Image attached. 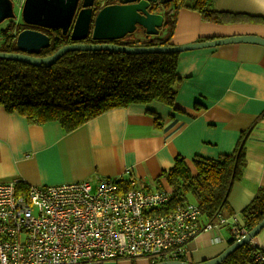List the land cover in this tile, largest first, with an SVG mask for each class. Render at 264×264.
I'll return each instance as SVG.
<instances>
[{"label": "crops", "instance_id": "crops-1", "mask_svg": "<svg viewBox=\"0 0 264 264\" xmlns=\"http://www.w3.org/2000/svg\"><path fill=\"white\" fill-rule=\"evenodd\" d=\"M209 8L246 20L208 23L198 12L179 7L170 45L264 38V0H209ZM176 74L175 108L151 103L114 109L70 133L54 123L30 124L0 107V182L96 184L125 178L128 170L139 184L154 189V180L176 157L190 166L196 156L230 155L242 142L244 168L224 211L240 214L264 190V47L236 43L185 51L178 54ZM224 238L222 229L201 233L186 246L188 261L217 256L227 246Z\"/></svg>", "mask_w": 264, "mask_h": 264}, {"label": "trees", "instance_id": "trees-1", "mask_svg": "<svg viewBox=\"0 0 264 264\" xmlns=\"http://www.w3.org/2000/svg\"><path fill=\"white\" fill-rule=\"evenodd\" d=\"M166 6L169 9L163 16V36H147L143 29H138L144 41L139 42L129 35L123 44L128 47L170 45L175 24L174 11L179 7L198 12L202 21L208 23L246 20L239 14L210 9L209 0H194L190 5L185 4V0H175ZM25 29L37 30L49 37V47L42 49L38 57L50 56L60 47L70 44L69 37L58 30L24 24L19 27L16 21H11L7 31L1 34L0 52L17 53L16 36ZM177 58V53L73 51L49 66L0 59V107L9 114L25 118L30 124H57L65 133L110 110L131 105L160 103L175 108L176 87L180 81L176 74ZM154 121L159 125L157 116H154ZM244 164L242 142L230 155L215 159L196 156L190 166L183 158L176 157L173 166L158 175L153 186L171 191L165 210L189 202L191 197L201 211V222H210L217 214H233L224 211L228 208L231 187L240 180ZM139 186L145 190L153 189L147 185ZM240 217L246 230L264 218V190L254 195L240 211ZM230 244L232 242H228ZM252 250V245H244L220 264H247Z\"/></svg>", "mask_w": 264, "mask_h": 264}, {"label": "built area", "instance_id": "built-area-1", "mask_svg": "<svg viewBox=\"0 0 264 264\" xmlns=\"http://www.w3.org/2000/svg\"><path fill=\"white\" fill-rule=\"evenodd\" d=\"M125 173L96 184L0 182V264L188 262L186 246L201 233L226 228L230 242L247 233L240 214L201 222L191 202L167 211L169 189L145 190ZM254 240L247 264H264Z\"/></svg>", "mask_w": 264, "mask_h": 264}, {"label": "water", "instance_id": "water-1", "mask_svg": "<svg viewBox=\"0 0 264 264\" xmlns=\"http://www.w3.org/2000/svg\"><path fill=\"white\" fill-rule=\"evenodd\" d=\"M79 0H24L20 8L23 24L47 30H59L62 35L70 31V41L78 42L91 34L92 41L111 42L121 40L136 31L138 27L147 36H157L163 25V15L148 11L150 3L168 4L174 0H119V5L105 6L94 15L95 0H83L81 9L75 15ZM16 19L11 0H0V24ZM72 25V26H71ZM252 44L264 47V38L257 36H234L211 41L190 43L181 46L164 45L152 47H128L111 44H69L60 47L52 55L38 57L42 49L49 47V37L44 33L25 29L15 40L17 53H2L0 59L17 61L34 66H49L68 52H118L126 54H168L182 53L227 44ZM264 228V218L238 241L232 242L217 256L200 262H159L156 264H220L240 247L249 244Z\"/></svg>", "mask_w": 264, "mask_h": 264}, {"label": "rangeland", "instance_id": "rangeland-1", "mask_svg": "<svg viewBox=\"0 0 264 264\" xmlns=\"http://www.w3.org/2000/svg\"><path fill=\"white\" fill-rule=\"evenodd\" d=\"M23 1L24 0H11V2H12V4H13V10H14V13H15V15H16V19H13V20H5V21H3L1 24H0V42H1V40H2V36H1V34L2 33H5L6 31H7V29H8V27L10 26V24H11V21H13V22H15L16 21V23H18V26L19 27H22V24H23V22H22V20H21V17H20V8H21V6H22V3H23ZM193 1L194 0H185V4H187V5H190L191 3H193ZM169 7H170V5H169ZM165 13H167V12H163V14L162 15H164ZM20 24V25H19ZM25 25V24H24ZM161 33H159L157 36H153V37H159L160 36V34L163 36V33L165 32V28L164 27H162L160 30H159ZM130 37L131 38H133L134 40H138L139 42H142V41H144V37H143V35H142V32H140L139 30H137L136 32H133L132 34H130ZM152 37V36H151ZM189 202H191V203H194V201H193V199L191 198V197H189ZM249 230H247V232H248ZM222 232H223V235L225 236V241H226V244H227V246H228V242H230V240H227L228 238H229V234H228V232H227V229L226 228H222ZM197 238V237H196ZM195 238V239H196ZM257 240H258V243H259V245H260V248L262 249V250H264V228H262L261 230H260V232L256 235V237H255ZM195 239H193V240H195ZM241 239V238H240ZM193 240H191V241H193ZM190 241V242H191ZM255 241V240H254ZM233 242V241H232ZM235 242V241H234ZM250 243H252V242H250ZM249 243V244H250ZM226 246V247H227ZM109 264H115V263H109ZM120 264H149L148 262H146V261H138V262H135V263H120Z\"/></svg>", "mask_w": 264, "mask_h": 264}, {"label": "flooded vegetation", "instance_id": "flooded-vegetation-1", "mask_svg": "<svg viewBox=\"0 0 264 264\" xmlns=\"http://www.w3.org/2000/svg\"><path fill=\"white\" fill-rule=\"evenodd\" d=\"M175 1V0H174ZM172 1V2H174ZM82 2L83 0H79L78 1V4H77V8H76V11H75V15L78 13V11L81 9V5H82ZM170 2V3H172ZM168 3V4H170ZM120 2L119 0H95L93 2V7H92V10L94 12V15L97 13V11H99L101 8L105 7V6H111V5H119ZM168 4H165V5H160V4H157L156 3H150L149 4V7H148V11L150 13H155V14H163V12L167 11L169 9ZM164 16V15H163ZM72 26V25H71ZM140 29L142 30L140 27H138L136 29V31ZM161 29V28H160ZM159 29V30H160ZM34 30V29H32ZM54 31V30H52ZM59 31V30H58ZM70 31H71V27L69 29V31L67 32L66 36L69 37L70 39ZM144 31V30H143ZM91 34L89 33L88 37L82 41H78V42H71L70 41V44H111V45H118V46H126L124 45L123 43L126 42L127 40V37L129 36H126L125 38L121 39V40H115V41H111V42H105V41H92L91 38H90Z\"/></svg>", "mask_w": 264, "mask_h": 264}]
</instances>
